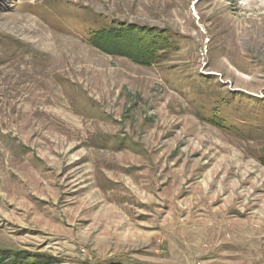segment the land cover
<instances>
[{
    "label": "rangeland",
    "instance_id": "obj_1",
    "mask_svg": "<svg viewBox=\"0 0 264 264\" xmlns=\"http://www.w3.org/2000/svg\"><path fill=\"white\" fill-rule=\"evenodd\" d=\"M0 252L264 264V0H0Z\"/></svg>",
    "mask_w": 264,
    "mask_h": 264
},
{
    "label": "trees",
    "instance_id": "obj_2",
    "mask_svg": "<svg viewBox=\"0 0 264 264\" xmlns=\"http://www.w3.org/2000/svg\"><path fill=\"white\" fill-rule=\"evenodd\" d=\"M129 31V29H125V30H122V31H112V32H109L106 34V37H109L110 39V44L109 46V49L111 50V53H114V54H117L119 56H125V57H131V54H129V52H124L126 47H128L129 45H125V44H122L121 42V36L123 35L124 32H127ZM102 49H106L105 46H101ZM137 48V46H136ZM145 49V53H144V49H141L142 51L138 54V55H135L133 56L132 55V59L135 61V62H138V63H145V64H148L149 63V49L146 48V47H143ZM121 49H125L124 51L121 50ZM108 50V49H107ZM128 51V50H127ZM9 255L11 254H7L6 252H0V264H10V257Z\"/></svg>",
    "mask_w": 264,
    "mask_h": 264
}]
</instances>
